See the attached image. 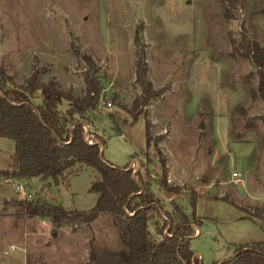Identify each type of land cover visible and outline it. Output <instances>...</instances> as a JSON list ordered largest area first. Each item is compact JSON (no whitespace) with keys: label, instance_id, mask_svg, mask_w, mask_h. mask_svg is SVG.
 <instances>
[{"label":"rangeland","instance_id":"1","mask_svg":"<svg viewBox=\"0 0 264 264\" xmlns=\"http://www.w3.org/2000/svg\"><path fill=\"white\" fill-rule=\"evenodd\" d=\"M242 32L264 46V0H0V67L17 86L44 70L41 82L54 78L84 96L86 64L74 50L90 56L103 95L88 127L104 138V158L118 167L131 162L149 176L164 208L172 210L174 200L200 220L191 250L202 253V264L221 263L241 245L264 243V103L255 66L237 50ZM138 50L160 95L134 120L128 109L143 92ZM32 102H43L41 90ZM70 106L63 101L59 109ZM14 151L15 141L0 136V169L17 168ZM233 172L243 183L231 182ZM65 174L57 183L32 181L35 194L26 199L0 176V264H25V256L28 264H86L91 249L120 246L110 213L76 230L28 216L25 203L36 199L69 210L96 205L91 188L100 173L77 164ZM165 178L178 193L166 191ZM151 231L156 235L154 223Z\"/></svg>","mask_w":264,"mask_h":264},{"label":"trees","instance_id":"2","mask_svg":"<svg viewBox=\"0 0 264 264\" xmlns=\"http://www.w3.org/2000/svg\"><path fill=\"white\" fill-rule=\"evenodd\" d=\"M142 40V33L137 30L138 46ZM237 50L255 66L257 95L264 103V46L242 32ZM74 52L86 64L84 96L76 95L72 87L62 88L54 78L41 82L44 70H35L25 84L17 86L14 77L0 67V136L15 141L13 159L17 166L0 173L19 180L42 177L56 183L61 179L66 181L65 173L77 164L93 167L100 173L101 180L91 188L99 193V198L88 211L69 210L40 199L25 203L29 217L48 218L57 228L67 226L76 230L93 224L103 213L112 214L121 231L122 243L108 250L91 249L86 264H201L191 250L200 220L191 221L174 200L172 210L164 208L163 203L154 198L148 175L144 176L141 171L135 174L130 169L131 162L118 167L106 160L102 152L104 138L97 132H87L89 114L99 108L103 86L94 60L79 50ZM136 73V82L143 92L128 109L134 120L143 114L148 101L160 95L147 78L148 66L142 50H138ZM38 90L43 94V102L35 105L32 96ZM63 101L71 103L65 111L59 109ZM261 119L264 120V116ZM147 138L150 139L149 131ZM158 153L162 156L159 148ZM160 162L166 177L162 157ZM163 183L166 191L179 192L180 188L169 186L166 178ZM190 200L195 213L197 198L192 196ZM153 223L156 235L151 231ZM213 264H264V243L241 245L233 259Z\"/></svg>","mask_w":264,"mask_h":264},{"label":"built area","instance_id":"3","mask_svg":"<svg viewBox=\"0 0 264 264\" xmlns=\"http://www.w3.org/2000/svg\"><path fill=\"white\" fill-rule=\"evenodd\" d=\"M88 131H89V127L87 128V132ZM130 169H132L135 174L137 173V168L130 167ZM4 181L5 183L14 186L16 188V194L21 199H26V197L31 196L32 193L28 190L27 186L24 183H22L19 179L12 176H7L4 178ZM231 182L237 186L243 183V179L240 177V175L237 172H233L231 177ZM14 247L15 246H12V248Z\"/></svg>","mask_w":264,"mask_h":264},{"label":"crops","instance_id":"4","mask_svg":"<svg viewBox=\"0 0 264 264\" xmlns=\"http://www.w3.org/2000/svg\"><path fill=\"white\" fill-rule=\"evenodd\" d=\"M2 170H8V169H0V172H1ZM11 170H14V169H11ZM0 176L3 177L4 175L0 173ZM34 180H37L39 183H41V182H44V181H49L50 179H42V177H35V178H32V179H24V180H20L22 183H24V184L27 186V188H29V191L32 193L31 196H34V194H35V192H32L33 190L31 191V189H30V188H31V187H30V186H31L30 184H31V182L34 181ZM37 192H38V193H42L41 190H39V191H37ZM31 196H30V197H31ZM8 201H10V200H9V199H6L5 202H8ZM4 204H5V203H4ZM42 221H43V220H42ZM43 223H44V225L46 226L47 221H43ZM62 228H67V226H64V227H62ZM195 256H198V257L201 256V257H202L203 255H202V253L197 252V253L195 254ZM199 258H200V257H199ZM24 263H25V264H28V260H27V257H26V256H25V261H24ZM201 264H202V263H201Z\"/></svg>","mask_w":264,"mask_h":264},{"label":"water","instance_id":"5","mask_svg":"<svg viewBox=\"0 0 264 264\" xmlns=\"http://www.w3.org/2000/svg\"><path fill=\"white\" fill-rule=\"evenodd\" d=\"M217 192H218L217 189L214 187V188L212 189V191H211V194H212V195H216Z\"/></svg>","mask_w":264,"mask_h":264}]
</instances>
